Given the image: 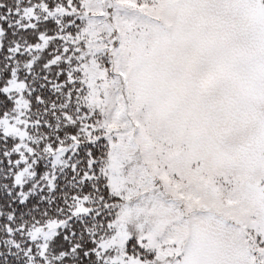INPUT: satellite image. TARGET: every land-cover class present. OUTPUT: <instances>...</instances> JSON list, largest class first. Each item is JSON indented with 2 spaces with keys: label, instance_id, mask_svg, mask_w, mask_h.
<instances>
[{
  "label": "snow or ice",
  "instance_id": "obj_1",
  "mask_svg": "<svg viewBox=\"0 0 264 264\" xmlns=\"http://www.w3.org/2000/svg\"><path fill=\"white\" fill-rule=\"evenodd\" d=\"M0 264H264V0H0Z\"/></svg>",
  "mask_w": 264,
  "mask_h": 264
}]
</instances>
